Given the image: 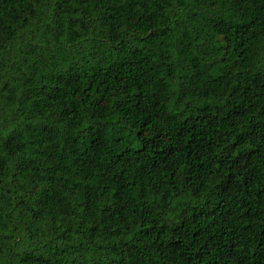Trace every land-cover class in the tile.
<instances>
[{"label":"trees","instance_id":"trees-1","mask_svg":"<svg viewBox=\"0 0 264 264\" xmlns=\"http://www.w3.org/2000/svg\"><path fill=\"white\" fill-rule=\"evenodd\" d=\"M0 264H264V0H0Z\"/></svg>","mask_w":264,"mask_h":264}]
</instances>
